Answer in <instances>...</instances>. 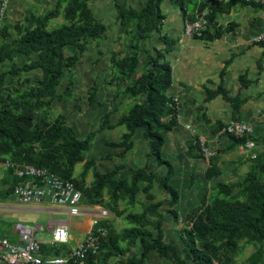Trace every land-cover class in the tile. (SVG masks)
<instances>
[{
	"label": "crops",
	"instance_id": "1",
	"mask_svg": "<svg viewBox=\"0 0 264 264\" xmlns=\"http://www.w3.org/2000/svg\"><path fill=\"white\" fill-rule=\"evenodd\" d=\"M59 0H10L7 14L0 21V47L11 44L17 37L15 28L25 25L26 18L32 15L45 16L54 11ZM146 0H142L145 4ZM141 2L129 0H91L89 6L95 19L106 25L107 30L98 41H92L88 49L74 67L66 68L55 96L48 110V120L60 122L79 141L89 140V148L84 153V160L74 169V178L80 179L85 165L90 164V170L81 179L85 188H90L95 175H112L114 180L131 184L133 173L146 169L155 174L153 188L150 191L153 200L143 193L145 183H139L141 191L133 202L129 195L118 200L116 208L121 215L112 210L110 195L105 189L99 203H91L84 196L81 201V212L72 216L64 207H58L45 202L41 205H20L8 194L2 193L3 201L0 210L8 211L11 219L10 230L6 237L14 238L11 228L15 224H41L42 239H49L51 228L66 227L69 233L67 248L75 247L81 242L92 228L93 220L107 211L104 218L110 234L121 236L119 245L124 248V255L113 258L110 264H119L128 258L142 252L140 242L133 243L134 236H129L137 225L126 219L128 215H140L152 204H160L159 211L147 218L146 229L154 232L155 224L160 218V229L163 242L172 245L181 259H185L186 244L184 228L188 225L186 218L198 208L203 200L212 193L217 183H229L242 179L250 170L252 158L264 149V46L254 42L264 35V7L255 9L251 6L234 7L228 14L216 17L219 26L232 28L220 39L207 42L199 38H189L184 35V17L178 6L165 0L161 6L165 16L163 26L149 41H142L137 48L131 47V41L126 37L124 28L118 21V8L123 10L130 7L140 10ZM66 4H63L59 15L52 19L47 29H55V25L66 24ZM64 22V23H63ZM61 25V26H62ZM8 26L6 37L1 32ZM13 34H16L13 36ZM11 35L12 37H9ZM8 36V37H7ZM162 38L174 42L172 49L165 54V61L172 69V85L168 95L178 99L180 109L177 124L164 136L162 159L172 167V177L169 184L178 193V202L173 207L179 216L175 220L168 211L169 194L161 183L169 169L166 164H159L157 159L150 156L148 142L143 138V130L138 129L132 137V149L124 153L117 148L124 134L128 132L120 121L127 115L136 102L142 98H130L126 88L133 80L140 77L147 68L149 52L155 47L164 50ZM75 47H68L66 55L72 56ZM138 56V67L131 80L118 74L112 59ZM37 59V55H18L5 68L12 66L22 68ZM248 82L243 87L241 78ZM9 79L15 86H39L44 76L38 69L23 72ZM224 90L208 99L209 92ZM236 99L241 104L236 110L232 102L225 96ZM164 122L169 119L163 118ZM231 121H244L251 124L255 138L262 141L255 149L246 146L234 147L232 140L220 133L221 129ZM33 126V121H32ZM204 138L208 145L218 150L217 157L211 161L200 156L195 148L198 138ZM8 158L0 156V189L12 188L17 179L15 172L11 174L6 167ZM215 165L219 170L217 177L209 180L207 170ZM144 227V228H145ZM48 253L58 252L56 248H47ZM89 264V263H86ZM143 264H176L169 256L163 258L156 249L151 250Z\"/></svg>",
	"mask_w": 264,
	"mask_h": 264
},
{
	"label": "trees",
	"instance_id": "2",
	"mask_svg": "<svg viewBox=\"0 0 264 264\" xmlns=\"http://www.w3.org/2000/svg\"><path fill=\"white\" fill-rule=\"evenodd\" d=\"M90 1L59 0L55 10L49 14L26 18L25 25L15 28L19 36L11 44L0 47V69H4L7 62H11L20 54L37 55V59L22 68L12 66L8 70L0 71V156H5L14 165V168H10L11 174L15 172V168L24 165L49 170L65 180L72 181L91 203H99L107 189L112 210L121 215L116 208L118 200L124 195H129L130 201L133 202L141 191L139 183H145L142 191L149 200H153L150 191L156 178L155 174L146 169L136 170L131 184L114 180L112 175L97 174L92 186L85 188L81 179L87 175L91 168L90 164L85 165L80 179L74 178V169L84 160L83 155L88 150L90 141L75 139L64 125L60 122L52 123L47 118L55 89L65 69L78 64L89 43L100 40L107 30L106 25L95 19L89 6ZM129 1L141 2V9L130 7L123 10L119 7L118 21L124 28L126 37L131 41V47L137 48L142 41H149L160 32L165 19L161 6L165 0H146L145 4H142V0ZM170 1L180 8L185 20H193L197 12H207L209 28L199 38L207 42L220 39L232 29L219 26L216 21L218 15L228 14L238 5L251 6L255 9L264 7L244 0ZM63 4H66L65 16L68 22L48 30L49 22L59 15ZM8 29V26L3 28L1 32L3 37H6ZM162 41L165 43L164 50L153 47L149 52L146 71L126 88L125 92L130 98L142 100L136 102L130 112L122 117L120 123L126 126L128 132L123 135L116 147L122 149L124 153L129 152L132 149L134 132L138 129L144 131L143 138L149 144L150 156L156 158L159 164L168 166L169 171L161 178V183L170 196L168 204L171 210L168 212L175 220H179L177 212L173 209L178 202V193L169 184L172 167L161 155L163 135L171 131L178 121V116L169 106L173 100L168 95L172 85V69L165 61V54L172 49L174 42L168 38H162ZM254 44L264 46V40L255 41ZM68 47H75L74 55H66ZM117 57L115 54L112 62L118 74L131 80L138 67V56L119 60ZM36 69L44 76L39 86L23 89L15 86L9 79V76L13 78L25 71ZM241 81L243 87H246L247 80L243 77ZM209 93L208 99L219 94L224 95V90ZM225 97L232 102L236 110H239L241 104H236V99L227 95ZM169 115H172V118L164 122L163 118ZM20 119L33 121V126L26 127L19 122ZM229 138L234 147L246 146L249 140ZM252 139L257 145L260 143L255 137ZM195 148L199 152L198 143ZM251 162L249 172L242 179L217 183L212 188V193L186 218L188 226L183 230L186 244L185 259L180 258L172 245L163 242L159 213L156 215L159 220L154 226L157 236L154 238V232L146 229L148 216L155 213V210L159 211L160 207V204H152L140 215L126 216L127 220L137 225V228L128 234L130 237L134 236L132 239L134 244L140 242L142 252L119 264H143L147 254L153 249H156L163 258L172 256L176 264H213L215 260L222 264H231L232 256L238 250L241 241L256 246V251L248 260L249 263L264 264V151L252 158ZM218 174L219 170L215 165L206 173L209 180ZM120 239V235L114 237L109 231L107 238L102 241L100 255L96 259H88L86 263L110 264L111 259L124 255V248L119 245ZM55 255H58V252Z\"/></svg>",
	"mask_w": 264,
	"mask_h": 264
},
{
	"label": "built area",
	"instance_id": "3",
	"mask_svg": "<svg viewBox=\"0 0 264 264\" xmlns=\"http://www.w3.org/2000/svg\"><path fill=\"white\" fill-rule=\"evenodd\" d=\"M244 1L264 5V0ZM9 2L10 0H0V21L6 17ZM207 15L206 11L197 12L193 20H185L184 35L189 38H201L209 28ZM263 40L264 35H261L256 41ZM172 99L169 106L178 116L180 103L178 99ZM166 118L170 120L172 115ZM220 133L237 139L248 138L246 147L257 148L256 142L252 139L255 137L253 127L248 122L231 121ZM197 143L199 154L205 160L210 161L217 156V148L208 145L204 138H198ZM263 151L264 149L261 150ZM6 167L14 168V165L7 160ZM15 174L18 182L12 188L0 189V204L3 201L2 193H5L20 205H41L49 202L54 206L66 208L72 216L80 214L83 195L72 181L31 165L15 168ZM1 208L3 207L0 205ZM107 213L103 210L101 215L93 220L92 228L85 239L71 249L66 247L69 243L66 227L51 228L50 238L42 239L39 236L43 230L41 224H15L11 232L16 240L0 236V264H86L88 259H96L100 255L102 241L108 236L109 230L104 220ZM47 248H56L58 255L48 253ZM213 264L222 263L215 260Z\"/></svg>",
	"mask_w": 264,
	"mask_h": 264
},
{
	"label": "rangeland",
	"instance_id": "4",
	"mask_svg": "<svg viewBox=\"0 0 264 264\" xmlns=\"http://www.w3.org/2000/svg\"><path fill=\"white\" fill-rule=\"evenodd\" d=\"M64 23V22H63ZM55 28L60 27L62 24L55 25ZM16 34H13L15 36ZM19 36V35H18ZM261 144L262 141L259 140ZM10 216L8 215V211L0 210V236L8 235V231L10 230L11 224ZM256 251V246L253 244H247L245 241H241L239 243L238 250L232 256L231 264H250L249 258Z\"/></svg>",
	"mask_w": 264,
	"mask_h": 264
},
{
	"label": "water",
	"instance_id": "5",
	"mask_svg": "<svg viewBox=\"0 0 264 264\" xmlns=\"http://www.w3.org/2000/svg\"><path fill=\"white\" fill-rule=\"evenodd\" d=\"M19 122L24 124L28 128L32 127V121L29 119H20Z\"/></svg>",
	"mask_w": 264,
	"mask_h": 264
}]
</instances>
